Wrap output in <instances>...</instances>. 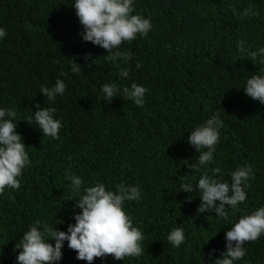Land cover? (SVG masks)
I'll return each mask as SVG.
<instances>
[{"label": "trees", "instance_id": "trees-1", "mask_svg": "<svg viewBox=\"0 0 264 264\" xmlns=\"http://www.w3.org/2000/svg\"><path fill=\"white\" fill-rule=\"evenodd\" d=\"M71 3L0 0V27L7 33L0 39V107L17 110L16 131L31 160L19 190L0 195V264H16L14 246L36 219L64 231L75 223L80 209L68 178L73 174L85 186L103 182L114 190L123 182L142 192L141 200L125 208L145 236L144 254L92 264H215L231 225L264 206V104L242 88L253 74H264V65L237 50L238 40L253 50L264 47V0H134L135 12L150 18L152 29L121 46L132 53L126 65L120 62L130 70L125 79L105 59V49L82 40ZM245 8L259 15L242 20ZM89 53L96 64L86 62ZM73 57L81 65L78 74L70 70ZM58 78L67 87L49 105L40 88L54 86ZM132 82L148 90L143 107L120 97L102 99L103 83L122 90ZM37 103L56 108L63 124L58 140L23 120L34 116ZM217 113L224 123L216 163L208 168L219 166L229 182L231 172L245 164L255 174L246 201L235 212L228 209L230 223L212 211L198 214L199 196L180 191L179 176L196 183L204 171L192 172L186 164L198 155L188 143L190 131ZM176 227L186 236L179 247L167 241ZM245 248L244 259L234 264H264V236ZM62 252L57 264H88L67 241Z\"/></svg>", "mask_w": 264, "mask_h": 264}, {"label": "clouds", "instance_id": "clouds-1", "mask_svg": "<svg viewBox=\"0 0 264 264\" xmlns=\"http://www.w3.org/2000/svg\"><path fill=\"white\" fill-rule=\"evenodd\" d=\"M71 6L82 26V40L105 49V59L119 68L120 78H128L130 70L121 66L120 62L126 65L132 59V53L122 51L121 46L137 37H146L152 29L150 18L135 12L134 0H72ZM239 15L243 20L258 16L259 12L245 8ZM6 35V30L0 27V39ZM237 50L243 59L264 65V47L253 50L246 47L243 40H238ZM90 57L91 53L85 56L86 62L96 64L97 58L90 60ZM69 59L72 61L71 72L80 73L81 65L76 63L74 57ZM136 66L141 67L139 63ZM66 87L64 80L58 78L52 87L41 86L40 92L46 97L45 102L54 105L57 96H62ZM242 88L246 96L264 104V74H253ZM101 91L102 99L108 103L112 102L113 97H120L143 107L148 90L132 82L122 90L115 83H103ZM55 113V107H41L37 103L34 116L23 120L29 125L35 124L43 136L58 140L63 124L61 119L55 117ZM18 121L14 107H0V195L6 189L19 190V178L31 164L22 135L16 131ZM223 123L217 113L190 131L188 143L197 150L198 155L195 162L189 161L186 164L192 172H199L202 168L204 171L196 183L189 181L186 174L179 176V179L180 191L199 196L201 202L197 208L198 214L212 211L216 217L230 223L228 209L235 212L238 205L246 201L245 189L250 187L249 181L255 178V174L252 165L245 164L231 172L229 182L223 178L219 166L208 168L216 163L214 153L220 142ZM68 178L75 197V207L80 209L74 215L75 223L69 224L67 231H64L36 219L14 246L13 251L17 252L16 264H57L63 257L65 241L68 248L76 253V258L88 264L107 256L122 261L125 258L141 257L144 254L142 242L145 236L138 226H134L125 208L126 202L142 199L140 186L122 182L116 184L114 190H109L103 182L85 186L78 175L73 174ZM186 199L190 203L192 196ZM261 236H264V206L240 216L238 222L231 225L225 233V250L215 260V264H234L235 261L243 260L246 255L245 244L255 242ZM185 239L181 227L173 228L167 235V241L173 247H179ZM52 240L54 244L50 242Z\"/></svg>", "mask_w": 264, "mask_h": 264}]
</instances>
